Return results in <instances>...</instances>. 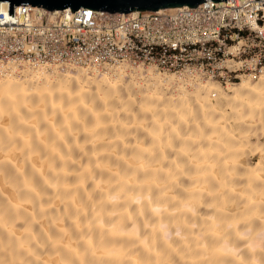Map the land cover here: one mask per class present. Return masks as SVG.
Here are the masks:
<instances>
[{"label": "bare ground", "instance_id": "obj_1", "mask_svg": "<svg viewBox=\"0 0 264 264\" xmlns=\"http://www.w3.org/2000/svg\"><path fill=\"white\" fill-rule=\"evenodd\" d=\"M150 69L121 65L58 73L23 66L0 73V160L19 163L28 150L9 149L23 148L22 137H28L40 149L41 160H48L43 176L25 161L24 175L36 186L45 178L74 186L71 193L45 187L51 199L42 203L54 206L41 212L16 168L0 165V245L10 244L24 264H264V161L252 162L248 155L250 145L264 137V73L257 81L228 84L227 94L208 81H184ZM151 93L163 99L150 98ZM219 99L229 117L221 113ZM117 119L120 123L110 124ZM38 132L45 133L47 142L55 141L60 155L39 145ZM117 134L124 139L108 143ZM221 142L235 151L225 157ZM257 142L264 156V143ZM102 149H115V155L100 160L121 170L126 165L119 156L150 166L127 170L138 179L155 180L150 191L154 205L174 209L183 202L187 207L169 214L152 211L146 201L108 203L107 195L115 190L97 186L109 174L93 159ZM13 183L15 190L8 186ZM225 243L235 255L202 259ZM101 248L105 255L94 254ZM0 256L8 259L5 252Z\"/></svg>", "mask_w": 264, "mask_h": 264}, {"label": "built area", "instance_id": "obj_2", "mask_svg": "<svg viewBox=\"0 0 264 264\" xmlns=\"http://www.w3.org/2000/svg\"><path fill=\"white\" fill-rule=\"evenodd\" d=\"M129 65L189 80L228 82L264 72V0L108 13L0 9V73L23 66L103 70Z\"/></svg>", "mask_w": 264, "mask_h": 264}, {"label": "clouds", "instance_id": "obj_3", "mask_svg": "<svg viewBox=\"0 0 264 264\" xmlns=\"http://www.w3.org/2000/svg\"><path fill=\"white\" fill-rule=\"evenodd\" d=\"M14 71H22V69H14ZM121 74L122 75L124 74L123 71H121ZM149 75H151V73H149ZM11 76H12V73H9L8 78L11 79ZM135 79H136V77H135V75H133V80H135ZM141 79H143V76H141ZM8 95L10 98H13L11 96V94H8ZM149 96H150V98L154 97L157 100L163 99V96H156L155 93H151V94H149ZM146 110H150V109H146ZM121 111H127V109H121ZM237 111H239V110H237ZM45 119H47L49 121V123H51L50 117L46 116ZM117 123H120V121L118 119L115 121H110V124L113 126ZM33 127H35V125H33ZM105 127H107V125ZM124 127H128V126L124 125ZM16 135H22V134L16 133ZM57 135L58 136L60 135L58 130H57ZM44 136H45V133H43V132L37 133V139H38L39 145H42L43 148L49 153L54 152L57 155H60L58 148L55 147V141L49 143L44 139ZM22 138L25 141L24 147L23 148H16L15 145H12V148L9 149V152L16 151V152L23 153L24 149L26 148L28 150L27 155L24 156V158L19 163H17L16 160H14V159L6 157V159L0 160V165L7 163V164H11L14 168H16L17 172L20 174V177H21L20 183H22L24 187L29 189L35 195L37 202L40 204V210H41V212H43L45 209L51 208L54 206L53 203H50V204H43L42 203V201H44L46 199H51V197L48 196V193L44 190L45 187L52 188L53 190H57L58 188H63L66 192L71 193V192H74V186H69L67 184L60 183L59 181L53 182L47 178L44 179V184L42 186H36L30 177L25 176L24 175L25 161H27L28 163H30L32 165V168L36 173H39L43 176V164L45 162H47L48 157L45 156L41 160L40 149L39 148H33L28 137H22ZM100 139L103 140V139H105V137L102 136V137H100ZM115 139L123 140L124 138L122 136H120L119 134H117L115 137L108 140V143H112ZM221 143H222L223 147L225 148V152L223 153V155L225 157H227L230 152L235 151V149L230 148L227 144H224L223 142H221ZM144 151H150V150L145 149ZM106 154L115 155V149H112L111 151H109L108 149H102L99 152H95L93 154V159L96 160L95 167L102 169L109 174L106 180L101 179V180L96 181L97 186H100L101 184L106 185V189H105L106 192L110 189L115 190L113 193L107 195V202L108 203L115 204V203L120 202L122 199L123 201L127 202L130 206L131 204L141 205V201H146L152 211L159 213L161 210H163L165 212H168L169 214L179 213L187 207V204L183 203V202H181L182 203L181 207H177L174 209H169L167 204L154 205L152 203V200H151L150 191H151V185L155 183V180L153 179V180L149 181V180L138 179L136 176V173L134 171L129 173L127 170L129 167H132V168L140 167L143 169H147L150 166L146 165V164H142L138 160L134 164L128 158H125L124 156H119V157H117V159L123 160L125 162V165H126V168L121 170L119 168V166H111L109 161H107V160H104V161L100 160V157L102 155H106ZM33 158H35V160L40 161V164L38 165L34 161ZM50 167H51V165H49V168ZM91 167H92V165L85 166L86 170H90ZM8 186L13 188V190L16 189V184H14V183L9 184ZM130 188H134L136 190L135 194H133L132 191H128V189H130ZM55 199L60 200L61 203L65 202L64 200H61V198L59 196H56ZM71 199H72V197L69 196L68 200L70 201ZM172 199L175 200L176 197H172ZM25 203L31 204L32 201L27 200V201H25ZM188 210H191V209H188ZM125 211H127V208H125ZM139 211L142 214L143 208L141 207L139 209ZM30 215H33L34 222L39 223V220L35 219L34 213H30ZM179 223L180 222H178V225H177L178 227H179ZM218 226L219 225L217 224V227ZM227 227H235V222L227 223ZM133 234H135V233L133 232ZM176 234L179 235V232H177ZM164 238L167 241V239H168L167 233H165ZM0 252H5V253H7V256H8L7 260H5L4 257L0 256V264H24L23 258L14 254V251H13L10 244L0 245ZM29 254L33 255V256L35 255V253L30 249H29ZM94 254H98L100 256H103L106 253H105V250L103 248H101L99 250V253L94 252ZM218 255H235V250L228 247L227 244L225 243V244L220 245L215 250L210 251L208 253V255L202 257V259H209L211 257H215Z\"/></svg>", "mask_w": 264, "mask_h": 264}, {"label": "water", "instance_id": "obj_4", "mask_svg": "<svg viewBox=\"0 0 264 264\" xmlns=\"http://www.w3.org/2000/svg\"><path fill=\"white\" fill-rule=\"evenodd\" d=\"M214 0H0V9L17 6H32L47 11H60L69 9L71 12L79 8L105 11L108 13H129L132 11H158L179 7L194 8L197 5ZM226 0H220L225 2Z\"/></svg>", "mask_w": 264, "mask_h": 264}, {"label": "rangeland", "instance_id": "obj_5", "mask_svg": "<svg viewBox=\"0 0 264 264\" xmlns=\"http://www.w3.org/2000/svg\"><path fill=\"white\" fill-rule=\"evenodd\" d=\"M150 69V68H149ZM150 70H152V69H150ZM153 72H155L154 70H153ZM70 73H74V71H70ZM159 73H161V72H159ZM262 73H264V72H262ZM167 75H169V74H174L175 76H179L180 78H182L181 80H184V81H186L187 79H186V77L185 76H183V73L182 72H169V73H166ZM180 74V75H179ZM260 75H261V73L260 74H258L257 72H255L254 74H250V73H248V72H245V73H238V74H236V77L234 78V79H230V81H228V82H223V81H220V82H216V81H214V80H203L202 79V81L201 80H198V82L199 81H201V82H207L208 81V83L210 82V83H212V84H215V85H218L220 88H222L226 93L228 92V90L226 89L227 88V85L228 84H230V83H240V81H242L243 79L245 80V79H252L253 81H257L258 80V78L260 77ZM197 82V81H196ZM195 81H193V83H192V86H194L195 84ZM228 94V93H227ZM208 101H212L211 103L212 104H214V103H216V99L214 98V97H209L208 98ZM218 104V106L220 107V109H221V113L225 116V117H229V115H230V112H229V108L227 109V107L228 106H226L225 107V103H224V101H223V99H219V102L217 103ZM217 106V107H218ZM224 107V108H223ZM229 122H231V120H229ZM261 139H258L257 141L258 142H260V143H258L257 141V143L258 144H262V143H264V140H262V139H264V137H260ZM256 142H254V144H252V145H250L251 146V148H250V150H249V148L248 147H250V146H248L247 147V151L249 152L248 153V155L252 158V162H255L256 160H258L259 158H260V160L261 161H264V156H262L261 154H262V150L261 149H259V148H261L262 147V145L259 147L257 144H256ZM256 144V145H255ZM256 148H255V147ZM254 147V148H253ZM258 149V154L259 155H257V151L255 152V151H253V150H257ZM260 150V151H259ZM253 153H251V152ZM261 152V153H260ZM251 153V154H250ZM252 155V156H251ZM256 155H257V157H256ZM260 156V157H259Z\"/></svg>", "mask_w": 264, "mask_h": 264}, {"label": "snow or ice", "instance_id": "obj_6", "mask_svg": "<svg viewBox=\"0 0 264 264\" xmlns=\"http://www.w3.org/2000/svg\"><path fill=\"white\" fill-rule=\"evenodd\" d=\"M214 2H217V3H219V2H220V0H214Z\"/></svg>", "mask_w": 264, "mask_h": 264}]
</instances>
